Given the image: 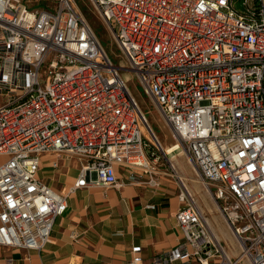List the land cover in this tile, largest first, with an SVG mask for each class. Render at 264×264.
<instances>
[{"label":"built area","instance_id":"built-area-1","mask_svg":"<svg viewBox=\"0 0 264 264\" xmlns=\"http://www.w3.org/2000/svg\"><path fill=\"white\" fill-rule=\"evenodd\" d=\"M89 2L120 65L77 0H0V246L45 248L71 194L123 186L118 166L141 169L152 187L161 159L176 171L127 70L241 244L229 257L184 184L176 215L184 242L153 263L264 264V0ZM44 156L53 168L78 162L77 180L63 191L47 184ZM141 251L127 264H143Z\"/></svg>","mask_w":264,"mask_h":264},{"label":"crops","instance_id":"crops-1","mask_svg":"<svg viewBox=\"0 0 264 264\" xmlns=\"http://www.w3.org/2000/svg\"><path fill=\"white\" fill-rule=\"evenodd\" d=\"M48 158L44 156L39 170L47 184L63 191L77 180L78 162L62 160L59 168H53ZM170 160L176 171L163 159L158 165V187L143 182L148 175L141 169L122 165L116 169L123 186L79 188L68 197V207L57 218L45 248L0 246V264H127L133 257V248L140 245L143 264H154L155 256L184 242L176 217L184 205L180 198L184 184L198 198L202 210L203 205L208 208L207 214L203 211L209 226L225 245L229 257H239L240 241L217 202L214 208L209 207V192L194 163L183 153L170 155ZM165 165V169L160 168ZM131 172L137 173L138 182L128 181ZM150 204H155L154 209L148 208ZM165 264L186 263L174 260ZM248 264H252L249 259Z\"/></svg>","mask_w":264,"mask_h":264},{"label":"rangeland","instance_id":"rangeland-1","mask_svg":"<svg viewBox=\"0 0 264 264\" xmlns=\"http://www.w3.org/2000/svg\"><path fill=\"white\" fill-rule=\"evenodd\" d=\"M77 2L84 16L87 18V20L91 21L97 35H99L101 39L102 45L108 51V54L110 55L113 62L117 65H120L121 64V58L119 57L120 49L117 48L116 43L114 42L112 38V34L109 33L106 25L100 19V17L98 16L97 12L93 8L89 0H77ZM122 73H123V76L126 79H128V85H129L130 91L132 92V94L135 95V97H137L141 108L145 111L149 122L152 124L158 138L161 139L164 147L166 148L168 145L176 144L174 143L175 141L171 136V132H170L168 125L163 121L161 114L159 113V110L156 107V105L149 99L147 94L144 93L141 85H139L138 79H136V77L133 75L132 72H129L127 70H123ZM173 154L175 155V154H180V153L179 151H175ZM5 159H6L5 156L3 155L0 156V163L4 161ZM162 160L163 159H161V162ZM166 167L167 166L165 165L160 168L165 169ZM194 197L198 201V198L195 195ZM209 197L210 199H209L208 205L210 208H214L215 202L217 201L215 197L213 196L212 191L209 192ZM202 207H203V210L206 211V214H207L208 208L205 207V205H203ZM240 264H248V259H246L245 257L244 260L240 262Z\"/></svg>","mask_w":264,"mask_h":264},{"label":"bare ground","instance_id":"bare-ground-1","mask_svg":"<svg viewBox=\"0 0 264 264\" xmlns=\"http://www.w3.org/2000/svg\"><path fill=\"white\" fill-rule=\"evenodd\" d=\"M177 147L178 146L176 144H173V145L171 144V145H168L165 149H166V152H171Z\"/></svg>","mask_w":264,"mask_h":264},{"label":"water","instance_id":"water-1","mask_svg":"<svg viewBox=\"0 0 264 264\" xmlns=\"http://www.w3.org/2000/svg\"><path fill=\"white\" fill-rule=\"evenodd\" d=\"M243 4H244V0H240V2H239V6H240L241 8H243ZM175 151H179V150H178L177 148H175L173 151L169 152L170 155H173V153H174Z\"/></svg>","mask_w":264,"mask_h":264}]
</instances>
